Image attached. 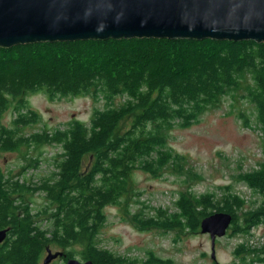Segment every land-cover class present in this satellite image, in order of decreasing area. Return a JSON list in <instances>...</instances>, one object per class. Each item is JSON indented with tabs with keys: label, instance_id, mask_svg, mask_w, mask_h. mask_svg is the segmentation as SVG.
<instances>
[{
	"label": "trees",
	"instance_id": "1",
	"mask_svg": "<svg viewBox=\"0 0 264 264\" xmlns=\"http://www.w3.org/2000/svg\"><path fill=\"white\" fill-rule=\"evenodd\" d=\"M37 94L48 101L90 96L104 105L95 108L88 123L71 119L64 128L23 133L41 122L29 103ZM235 95L253 107L264 140V43L129 39L0 48V153L25 152V172L41 162L42 152L28 157L32 148L59 149L49 160L52 169L36 180L0 168V231L7 230L0 264H44L46 248L64 254L50 264L70 258L93 264H172L152 251L132 259L100 247L108 208L130 202L140 205L129 217L135 228L172 232L177 238L198 233L207 216L230 214V236L246 240L235 256L243 252L264 264V246L247 249L250 227L264 222V198L255 210L245 211L244 198L231 186L219 197L196 194L189 185L199 179L193 173L191 181L183 182L185 189L176 192L171 212L140 201L137 189L138 175L157 179L169 167L181 166L182 157L166 143L173 129L197 124L208 109ZM244 113L237 118L250 128ZM261 152L258 168L237 181L260 195L264 147ZM34 196L42 200L39 206Z\"/></svg>",
	"mask_w": 264,
	"mask_h": 264
},
{
	"label": "rangeland",
	"instance_id": "2",
	"mask_svg": "<svg viewBox=\"0 0 264 264\" xmlns=\"http://www.w3.org/2000/svg\"><path fill=\"white\" fill-rule=\"evenodd\" d=\"M239 94L243 95V92ZM238 98L236 95L235 98L226 97L217 107L208 109L197 124L173 129L166 143L172 152L182 157L181 166L169 167L157 179L138 175L137 189L142 192L140 201L153 208H170L172 212L176 192L184 190L183 182L191 181V174L195 173L199 179L189 183L194 193L215 192L219 197L225 192V187L231 186L234 193L244 198L245 211L258 207L264 194L260 195L237 181L244 173L256 170L257 163L263 160V131L255 123L253 107ZM29 103L40 113L41 122L22 129L21 132L27 134L43 128H64L71 119L88 123L95 108L101 109L104 105L102 101L95 103L90 96L48 101L42 94L29 97ZM241 111L250 117V128L243 127L237 118ZM4 122L8 124L9 117L6 116ZM39 152H42V156L37 169L22 171L25 152L0 153V168L11 169L15 174L24 172V177L36 180L52 169L48 165L49 160L59 153V149L43 146L32 148L27 154L28 157L37 158ZM31 199L38 206L42 202L38 196ZM139 208L137 202H130L124 208H108V220L99 235L100 247L132 259H144L147 252L152 251L157 257L171 260L172 264H262L243 252L235 256V249L240 244L245 246L246 240L242 236H230L229 229L221 239L215 241L214 259L210 255V238L200 231L193 235L182 233L178 238L172 232H141L129 221L130 215ZM125 209L129 215L125 214ZM250 228L247 249L261 250L264 246V222Z\"/></svg>",
	"mask_w": 264,
	"mask_h": 264
},
{
	"label": "water",
	"instance_id": "3",
	"mask_svg": "<svg viewBox=\"0 0 264 264\" xmlns=\"http://www.w3.org/2000/svg\"><path fill=\"white\" fill-rule=\"evenodd\" d=\"M129 39L228 40L264 43V0H0V48L38 43ZM227 213L207 216L215 241L230 227ZM7 230L0 231V244ZM44 264L62 257L46 248ZM64 264H93L71 258Z\"/></svg>",
	"mask_w": 264,
	"mask_h": 264
},
{
	"label": "bare ground",
	"instance_id": "4",
	"mask_svg": "<svg viewBox=\"0 0 264 264\" xmlns=\"http://www.w3.org/2000/svg\"><path fill=\"white\" fill-rule=\"evenodd\" d=\"M216 41V40H215ZM218 41V40H217ZM228 230V229H227Z\"/></svg>",
	"mask_w": 264,
	"mask_h": 264
}]
</instances>
